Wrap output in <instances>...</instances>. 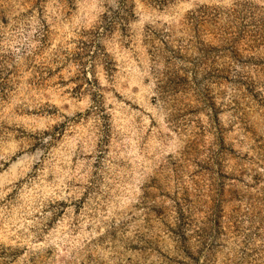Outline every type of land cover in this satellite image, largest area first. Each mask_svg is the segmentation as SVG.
Masks as SVG:
<instances>
[{"label":"rangeland","instance_id":"374dc122","mask_svg":"<svg viewBox=\"0 0 264 264\" xmlns=\"http://www.w3.org/2000/svg\"><path fill=\"white\" fill-rule=\"evenodd\" d=\"M0 264H264V0H0Z\"/></svg>","mask_w":264,"mask_h":264}]
</instances>
